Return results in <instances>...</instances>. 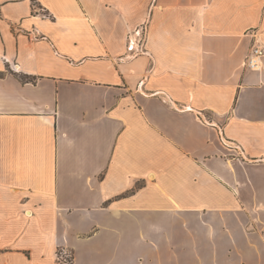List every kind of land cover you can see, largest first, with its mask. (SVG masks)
I'll list each match as a JSON object with an SVG mask.
<instances>
[{
	"label": "crops",
	"instance_id": "1",
	"mask_svg": "<svg viewBox=\"0 0 264 264\" xmlns=\"http://www.w3.org/2000/svg\"><path fill=\"white\" fill-rule=\"evenodd\" d=\"M256 41L264 0H0V264H264Z\"/></svg>",
	"mask_w": 264,
	"mask_h": 264
},
{
	"label": "built area",
	"instance_id": "2",
	"mask_svg": "<svg viewBox=\"0 0 264 264\" xmlns=\"http://www.w3.org/2000/svg\"><path fill=\"white\" fill-rule=\"evenodd\" d=\"M146 25L138 26L133 31V39L130 40V46H137L141 49L145 44ZM131 48V47H130ZM264 59L263 46L254 43L248 58L245 61V67L254 71L262 69ZM57 264H74L73 253L67 249H60L57 252Z\"/></svg>",
	"mask_w": 264,
	"mask_h": 264
}]
</instances>
